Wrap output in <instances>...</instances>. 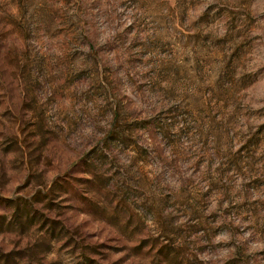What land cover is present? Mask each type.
<instances>
[{
  "label": "rangeland",
  "instance_id": "1",
  "mask_svg": "<svg viewBox=\"0 0 264 264\" xmlns=\"http://www.w3.org/2000/svg\"><path fill=\"white\" fill-rule=\"evenodd\" d=\"M0 264H264V0H0Z\"/></svg>",
  "mask_w": 264,
  "mask_h": 264
}]
</instances>
